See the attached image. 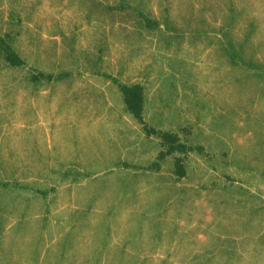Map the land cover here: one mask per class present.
<instances>
[{
    "label": "rangeland",
    "instance_id": "1",
    "mask_svg": "<svg viewBox=\"0 0 264 264\" xmlns=\"http://www.w3.org/2000/svg\"><path fill=\"white\" fill-rule=\"evenodd\" d=\"M0 264H264V0H0Z\"/></svg>",
    "mask_w": 264,
    "mask_h": 264
},
{
    "label": "trees",
    "instance_id": "2",
    "mask_svg": "<svg viewBox=\"0 0 264 264\" xmlns=\"http://www.w3.org/2000/svg\"><path fill=\"white\" fill-rule=\"evenodd\" d=\"M128 92H129V89L128 88H125L126 95H128ZM128 103H129V100H128ZM136 103H137V101H135V100H133V101L130 102L131 105H134ZM135 108H136V106H135Z\"/></svg>",
    "mask_w": 264,
    "mask_h": 264
}]
</instances>
